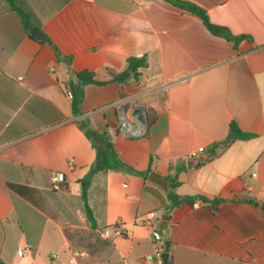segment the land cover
Masks as SVG:
<instances>
[{
    "label": "crops",
    "instance_id": "crops-1",
    "mask_svg": "<svg viewBox=\"0 0 264 264\" xmlns=\"http://www.w3.org/2000/svg\"><path fill=\"white\" fill-rule=\"evenodd\" d=\"M214 24L247 35L237 48L202 20L165 0H0V257L8 264H163L155 239L169 243L170 264H264V0H181ZM51 43L31 38L22 13ZM31 35V36H30ZM146 57L137 80L111 81L131 57ZM105 84L83 86L81 114L67 97L74 72ZM145 106L143 135L120 131ZM87 121L110 136L134 172L90 178L96 150ZM252 134L211 155L230 123ZM199 148H204L198 152ZM207 155L191 170L190 157ZM66 182L51 190V174ZM157 172L179 196L197 199L167 213ZM35 189L33 204L11 189ZM169 189V190H170ZM203 198L206 203L199 200ZM220 200L217 207L212 203ZM157 212L158 228L144 224ZM169 215L165 227L162 217ZM121 235L105 237L106 228ZM37 243L36 251L32 245ZM25 249L24 256L18 250ZM81 251L83 256H75ZM52 253H56L52 257Z\"/></svg>",
    "mask_w": 264,
    "mask_h": 264
},
{
    "label": "trees",
    "instance_id": "trees-1",
    "mask_svg": "<svg viewBox=\"0 0 264 264\" xmlns=\"http://www.w3.org/2000/svg\"><path fill=\"white\" fill-rule=\"evenodd\" d=\"M175 6L184 8L191 12L192 14L198 16L205 27L209 30V32L215 36L221 37L228 42L232 43L235 48L239 45V43L243 40H248L252 42L251 37L247 35H234L227 27L214 24L210 21L207 13L202 8L195 6L193 4H188L181 0H165ZM24 25L26 30L29 34L35 29V27L30 24V15L23 12L22 13ZM31 36V35H30ZM31 38H34L31 36ZM147 59L146 57H131L127 60V68L121 73H113L111 72V81H115L118 83L125 82L131 78L137 80L140 76L139 70L143 67H146ZM104 81H98L94 78V73L88 69H84L82 71L74 72L73 77L69 82V90L73 94L72 98V110L75 116H79L81 114L80 105L83 101L84 94H83V86L87 84H97L102 85L105 84ZM81 129L85 132L87 137L92 141L93 147L96 150V157L94 164L89 172L87 178L84 179V185L82 187V200L84 203V212L86 215L87 220L89 221L91 228L96 227L95 219L93 216V212L88 203V188L90 185V178L93 174L99 171H107V170H115V171H122V172H134L138 173L144 177L148 175L150 171L139 172L131 168L127 163H125L121 157L119 156L118 152L113 146L112 140L110 136L106 133H96L90 130L89 123L87 121H82L80 124ZM95 136H101L103 140L102 145H98L93 141ZM252 137L251 133L244 132L238 126L237 123L232 122L229 126V133L225 140L219 142L215 145L213 150L211 151V155L217 154L219 149L224 148L231 144L233 141L238 139H247ZM176 184L171 185V189L167 193V205L165 210L167 213H170L173 209L180 207L185 204L192 205L194 202L197 201L195 197L192 196H179L175 192ZM11 189L18 193L19 195L23 196L25 199L30 201L33 204H37V197L36 195L38 192L35 189H31L24 186L19 185H11ZM199 200L203 203H206V200L203 198H199ZM238 200L245 201L247 203L253 204L255 202L252 198H240ZM220 203V200H216L214 203V207H217ZM261 208L264 211V202L261 204ZM158 230H162L160 227ZM37 248V243L32 245V249L35 252ZM165 252L169 251V243L164 244ZM0 264H8L2 260L0 257ZM170 264V263H169Z\"/></svg>",
    "mask_w": 264,
    "mask_h": 264
},
{
    "label": "built area",
    "instance_id": "built-area-1",
    "mask_svg": "<svg viewBox=\"0 0 264 264\" xmlns=\"http://www.w3.org/2000/svg\"><path fill=\"white\" fill-rule=\"evenodd\" d=\"M67 97L69 99L73 98L72 92L69 90L67 92ZM120 131L122 134L127 135V136H132V137H138L143 135V127L140 123L138 122H133L131 121L128 117H126L124 112H121V117H120ZM204 148H199L197 151L202 152ZM66 182V175L65 173L61 171H56L51 174V190L53 191H60L63 187V185ZM157 212L152 211L149 212L146 215V219L144 221L145 226L153 228L154 230L158 229V224H157ZM105 237H109L113 234L116 235H121L122 230L120 227H115V228H106L103 233ZM155 243L157 245L156 249V256L158 259H162V254H163V249H164V243L160 239V237H157L155 239ZM27 251L25 249H19L18 254L19 256H24ZM75 256H83L84 253L81 251H75L74 252ZM56 253H52V257H55Z\"/></svg>",
    "mask_w": 264,
    "mask_h": 264
},
{
    "label": "water",
    "instance_id": "water-1",
    "mask_svg": "<svg viewBox=\"0 0 264 264\" xmlns=\"http://www.w3.org/2000/svg\"><path fill=\"white\" fill-rule=\"evenodd\" d=\"M32 36L38 40H41V41H44L47 43H51V40L49 39L47 34L41 29H34L32 31ZM131 115L133 116V118L135 119L136 122L140 123L142 126H147V124H148V113H147V109L145 106H141L139 104L134 105L132 107ZM93 141L98 145L103 144V140H102L101 136H95L93 138ZM207 155L208 154H205L204 156L199 155L196 157L188 158V160H187L188 170H191L199 162H203L207 158ZM149 180L152 181L153 183L157 184L158 186H160L166 192H168L170 189L169 180L167 178L161 176L157 172H151L149 174ZM254 204L257 206L261 205L257 201H255ZM169 218H170L169 215H164L162 217L163 222H164V224H163L164 227H165L166 221L169 220ZM162 262H163V264H169V253H163L162 254Z\"/></svg>",
    "mask_w": 264,
    "mask_h": 264
}]
</instances>
